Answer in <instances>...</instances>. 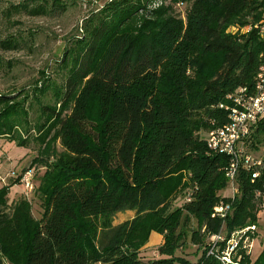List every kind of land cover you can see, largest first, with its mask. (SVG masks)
Masks as SVG:
<instances>
[{
	"label": "trees",
	"instance_id": "trees-1",
	"mask_svg": "<svg viewBox=\"0 0 264 264\" xmlns=\"http://www.w3.org/2000/svg\"><path fill=\"white\" fill-rule=\"evenodd\" d=\"M40 1L23 0L6 16L66 10ZM263 14L264 0H109L64 51L60 81L42 72L32 92L0 94V138L19 147L35 142L31 166L44 169L39 219L26 199L7 203L11 185L0 188V264H221L206 257L211 235L256 231L264 155L257 179L241 169L235 194L221 197L230 186L228 158L210 150L205 135L227 123L220 106L228 95L251 90L264 51L254 29H227L253 26ZM18 44L9 36L0 48ZM29 99L39 100L33 122ZM249 145H264V120ZM220 202L230 206L224 220L211 217ZM122 212L133 216L115 223ZM192 221L191 241L203 246L197 263L176 256ZM152 233L163 242L159 258L145 261ZM250 253L233 260L264 264V246L254 261Z\"/></svg>",
	"mask_w": 264,
	"mask_h": 264
},
{
	"label": "rangeland",
	"instance_id": "rangeland-1",
	"mask_svg": "<svg viewBox=\"0 0 264 264\" xmlns=\"http://www.w3.org/2000/svg\"><path fill=\"white\" fill-rule=\"evenodd\" d=\"M23 0H0V41L13 36L19 43L15 50H2L0 48V94H10L14 97L23 90L32 92L35 82L42 79L44 72L50 80L60 81L59 63L64 51L68 49L74 38L81 34V28L85 19L92 12L99 10L109 0H56L65 6L66 10L60 14L53 10L48 16H29L23 13H15L6 16V10L12 5H18ZM26 1V0H24ZM53 0H49L50 4ZM41 3H44L42 0ZM184 5L178 4L176 13L182 15ZM231 33V31H229ZM25 41V44H24ZM50 94L38 96L43 103L47 102ZM29 99L26 107L29 109L30 120L33 122L38 115V101ZM246 151L256 158L264 155V145H260L257 151L247 145ZM38 154V145L31 141L26 147H19L7 138H0V188L11 185L7 196V203L12 205L20 199H26L32 209V215L39 219L42 214L41 201L36 193L38 179L43 174V168H33L31 163ZM27 171H31L32 189L26 188L21 183V177ZM234 189L229 186L220 192L221 197H232ZM181 200L173 203L179 207ZM133 216L132 212L118 213L114 222L118 223ZM258 226L251 240V261H254L264 246V210L258 215ZM195 229V221L191 222L189 234L184 238L183 244L176 251V256L184 258L191 263H197L203 253V246L191 241V231ZM158 237V236H157ZM150 240L142 250V259L147 261L159 258L157 247L159 244Z\"/></svg>",
	"mask_w": 264,
	"mask_h": 264
},
{
	"label": "built area",
	"instance_id": "built-area-1",
	"mask_svg": "<svg viewBox=\"0 0 264 264\" xmlns=\"http://www.w3.org/2000/svg\"><path fill=\"white\" fill-rule=\"evenodd\" d=\"M254 29L258 37L264 41V14L259 22L253 26L238 29L230 27L227 33H247ZM228 103L221 105L227 113V123L205 135L207 147L218 154L228 158L226 177L230 186L234 189L235 178L239 170L248 171L253 182L260 175L262 166L261 158H256L247 152L246 147L250 143V136L258 122L264 120V51L260 55V65L253 79L251 90L240 88L235 93L227 96ZM32 174L27 171L21 177V183L28 189H32ZM264 210V200L261 205ZM230 214L229 204L220 202L213 208L212 218L224 220ZM255 227L231 233L226 239L222 230L210 236L206 246V257L211 256L221 264H237L233 258L239 251L251 252L252 244L250 236Z\"/></svg>",
	"mask_w": 264,
	"mask_h": 264
},
{
	"label": "crops",
	"instance_id": "crops-1",
	"mask_svg": "<svg viewBox=\"0 0 264 264\" xmlns=\"http://www.w3.org/2000/svg\"><path fill=\"white\" fill-rule=\"evenodd\" d=\"M157 236H158V237H157ZM149 240H150L149 245H150V244L152 245V243H155V244H159V245H161L162 242H163L162 237H161L160 235L156 234V233H152V234L150 235V237H149ZM159 245H158V246H159Z\"/></svg>",
	"mask_w": 264,
	"mask_h": 264
}]
</instances>
